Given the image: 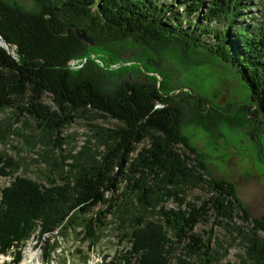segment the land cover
Returning <instances> with one entry per match:
<instances>
[{
  "label": "trees",
  "instance_id": "obj_1",
  "mask_svg": "<svg viewBox=\"0 0 264 264\" xmlns=\"http://www.w3.org/2000/svg\"><path fill=\"white\" fill-rule=\"evenodd\" d=\"M34 1L36 6L27 9L18 1L0 0V35L14 52L0 43V110L29 96L22 107L49 133L66 127L73 110L93 109L118 124L97 130L104 148L87 160L65 163L69 154L57 160L63 174L53 170L49 185L16 175L0 188V254L10 252L9 264L19 263L23 247L36 234L47 264L62 248L56 237L83 233L93 247L108 222L106 215L93 220L88 214L107 204L106 213L119 218L121 237L129 241L122 264H223L222 243L211 248L194 230L208 217L225 226L239 217L245 226L235 225L245 251L242 263L264 264V217L250 214L233 183L209 174L206 154L182 132L184 100L194 101V124L211 132L219 121L210 115L215 105L201 95L183 98L160 69L149 68L163 77L157 83L156 75L147 81L126 77L124 61L119 69L111 67L128 44L150 46L154 53L157 45L167 47L178 66L193 64L187 55L197 46L217 55L250 90V99L239 108L257 122L256 158L264 163V16L252 15V0ZM76 30L96 44L78 39ZM85 58L81 68L71 63ZM99 58L107 74L118 76V86L107 88L98 78L96 70L104 68ZM45 92L52 95L55 110L41 101ZM0 164L4 176L19 167L16 159L4 160L1 154ZM123 176L127 181L121 186ZM195 184L207 186L209 194L186 200V188ZM168 199L176 208L165 206Z\"/></svg>",
  "mask_w": 264,
  "mask_h": 264
},
{
  "label": "rangeland",
  "instance_id": "obj_2",
  "mask_svg": "<svg viewBox=\"0 0 264 264\" xmlns=\"http://www.w3.org/2000/svg\"><path fill=\"white\" fill-rule=\"evenodd\" d=\"M20 2L24 8L33 9L36 6L34 0H9ZM168 1V0H167ZM253 7L250 12L253 16L260 18L264 16V0H252ZM263 14V15H262ZM133 45L123 47L112 68L119 69V61H124L127 67L123 74L133 81L148 80L156 75L161 81L164 77L168 79L171 89L181 93L201 95L217 110H210L211 118L219 119L215 132L207 131L196 125L193 118L196 115L194 101L184 100L186 116L183 119L182 132L188 138L187 141L195 146L199 152L206 154L207 170L212 177H224L235 185L236 193L245 207L253 217H261L264 214V163L257 157L258 139L261 134L258 132V125L254 119H250L239 105L246 104L250 99V90L244 81L227 62H223L215 54H210L201 46L193 48L188 54V59L193 63L189 65L186 61L180 63L173 58L169 49L161 45L155 46L154 50L147 45ZM11 48V47H10ZM14 53V52H13ZM138 55V56H137ZM97 61V60H96ZM86 62L71 60L74 66L81 68ZM101 67L98 78L107 83V88L119 85L116 74H107L104 61L99 58ZM111 68V69H112ZM160 69L165 75L150 72L151 69ZM110 69V67H109ZM167 73L168 76H167ZM101 80V81H102ZM41 101L51 106L55 110L57 105L51 94L46 93ZM29 96L25 99H17L15 104L5 110H0V154L4 160L13 157L19 163L15 173L4 176L0 172V188L9 186L14 179L13 176H28L31 179L39 180L44 184H50L48 176L53 174V170L59 171L57 160L63 159L67 154L71 155L65 163L73 162L76 159H88L96 148L103 147V142L97 130L102 128L117 127L116 118L102 115L101 112L85 110L82 113L73 110L74 117L61 131L49 133L45 127L36 121L35 117L22 105H28ZM201 108V107H200ZM202 109V108H201ZM198 109L201 114H204ZM226 117L229 118L226 119ZM148 139L144 143H147ZM144 143H140V146ZM87 147L84 148V145ZM182 149V146L180 147ZM61 150L63 153L61 154ZM81 151V152H80ZM57 163V164H56ZM73 164V163H72ZM1 166V164H0ZM68 168V165H67ZM65 170H67L65 168ZM58 173V172H57ZM60 174L61 170H60ZM57 175V174H56ZM59 176H56L58 178ZM59 183L63 181L58 180ZM118 184L125 185V176L118 180ZM209 194L207 186L195 184L186 188V200H196L204 198ZM167 208H176L172 200L165 202ZM107 204H100L93 207L88 214L93 220L96 217L108 222L105 231H101V239L94 244H90V239L86 234H67L64 238L56 237L61 242L62 248L55 253V258L49 264H65L64 259H68V264H122L124 247L128 248L129 241L124 237L120 220L112 214L106 213ZM97 212H100L98 214ZM234 224L221 225L214 223L211 217L200 221L195 225L194 230L203 240H207L211 248H216L218 243H222L226 248L220 263L243 264L244 248L242 236L238 233L235 225H241L239 217L234 218ZM242 227H245L241 225ZM100 232V229H99ZM123 239V240H122ZM37 234L28 240L23 247V256L17 264H47L43 262V250L38 247ZM0 257L4 263H9L14 254L8 252ZM87 261V263H85Z\"/></svg>",
  "mask_w": 264,
  "mask_h": 264
},
{
  "label": "water",
  "instance_id": "obj_3",
  "mask_svg": "<svg viewBox=\"0 0 264 264\" xmlns=\"http://www.w3.org/2000/svg\"><path fill=\"white\" fill-rule=\"evenodd\" d=\"M76 33H77V36H78L77 38L78 39L87 41L91 45H95L96 44L95 41L93 39H91V37L84 30H76ZM0 43H2L3 45H5L6 50H8L9 53H13V50H11L12 48H10L9 44L2 37V35H0ZM76 68H78V67H76ZM261 217H264V214Z\"/></svg>",
  "mask_w": 264,
  "mask_h": 264
},
{
  "label": "bare ground",
  "instance_id": "obj_4",
  "mask_svg": "<svg viewBox=\"0 0 264 264\" xmlns=\"http://www.w3.org/2000/svg\"><path fill=\"white\" fill-rule=\"evenodd\" d=\"M0 264H5L4 260H2V258L0 257Z\"/></svg>",
  "mask_w": 264,
  "mask_h": 264
}]
</instances>
